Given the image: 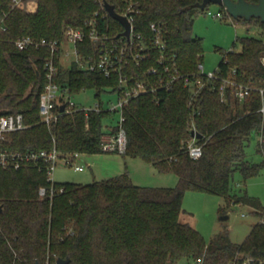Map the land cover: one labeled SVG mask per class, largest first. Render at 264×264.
Here are the masks:
<instances>
[{"label": "trees", "instance_id": "obj_1", "mask_svg": "<svg viewBox=\"0 0 264 264\" xmlns=\"http://www.w3.org/2000/svg\"><path fill=\"white\" fill-rule=\"evenodd\" d=\"M103 1L118 12L131 8L133 27L147 42L152 36L150 23L155 22L164 35L165 51L175 54L182 72L196 71L201 61L202 38L192 30L201 0H37L34 11L0 0V114L21 112L27 124L0 137V150L23 154L18 166L0 163V264H57L58 257H68L65 264H166L180 257L191 258L192 264H264V207L245 191L232 192L230 185L235 170L246 179L264 166V114L257 111L258 90L246 100L229 96L224 101L211 82L193 91L177 81L170 90L128 98L122 106L126 147L121 153L174 172L175 186L138 185L124 172L88 183L50 180L47 160L25 156L30 150L53 147L60 157L103 151V135L118 130V121L103 122L115 111L106 109L86 115L81 109L62 111L50 125L42 122L38 96L46 81L43 61L49 49L43 45L19 49L14 44L25 34L60 40L67 23L83 25L94 11H101ZM232 20L249 22L247 32L253 26L264 28L258 17ZM97 22L112 33L121 30L112 17ZM235 40L240 49L222 51L217 68L223 74L234 69L238 81L264 86V38L245 33ZM84 42L86 54L93 45ZM56 64V80L70 93L93 88L99 98L101 91H118L116 74L105 76L75 62ZM132 68L140 73L139 67ZM191 128L201 133L197 140L202 152L195 158L186 148ZM254 134L260 161L246 151ZM41 185L46 190L43 196L38 193ZM186 189L248 203L260 219L240 242L232 241L227 232L205 242L182 207Z\"/></svg>", "mask_w": 264, "mask_h": 264}, {"label": "built area", "instance_id": "obj_2", "mask_svg": "<svg viewBox=\"0 0 264 264\" xmlns=\"http://www.w3.org/2000/svg\"><path fill=\"white\" fill-rule=\"evenodd\" d=\"M21 1L12 0V3L19 4ZM221 7L226 15L233 18L223 4ZM128 10L131 8L128 7L123 12H119L125 15L130 23L127 36L120 33L123 30L120 22L121 30L118 33H112L99 27L97 18L111 17L102 3L101 11H94L95 15L87 18L83 25L77 26L67 23L60 40L50 37L36 38L26 34L20 35L14 40L15 46L19 49L30 45H43L49 49V55L43 61L46 81L38 96L39 117L42 122L50 125L62 111L70 112L81 109L86 115L90 110H119L118 130L115 133L103 135L102 148L107 151L123 152L126 147L125 131L121 125L123 104L129 97L139 93H157L161 90H170L177 81H181L183 85H190L193 91L211 82L212 86L218 88L220 99L224 101H227L229 96L246 100L251 96L253 90H258L260 104L257 111L264 114V86L257 87L238 81L233 75L234 69L228 74L221 73L217 67L213 70L204 71L201 61L196 64V71L182 72L176 64L175 54H169L165 51L166 42L160 27L155 22L150 23L152 36L147 42L140 32L135 31L132 23L133 15ZM97 15L99 16L97 17ZM213 15L220 17L222 11L219 9ZM85 40L93 45V50L86 54L83 52L81 44ZM61 56L69 57L70 63L75 62L83 69L96 71L105 76L116 74L118 79L117 103L110 107H104L99 101L88 106L76 104L70 98L72 93L68 91L67 86L61 85L56 80L58 72L56 61H60ZM150 61H152L151 64H149ZM261 63L264 67V54L261 56ZM133 65L140 68V73L134 71ZM61 106H63L62 110L60 109ZM26 125L21 112L0 114V137H4L9 131L24 128ZM186 148L189 155L195 158L200 156L202 152V143L197 140V137L192 136L187 141ZM79 154L80 152L75 151L69 156L60 157L55 147L25 152V156L28 158L35 160L39 156L49 162L46 173L50 180H53L51 174L60 158L65 163L73 164V159ZM22 157L23 154L20 151L0 150V163L3 166L10 164L18 166ZM74 168L81 170L83 165L75 164ZM60 190H62L61 187ZM45 191L44 186H39L38 193L40 196H43Z\"/></svg>", "mask_w": 264, "mask_h": 264}, {"label": "rangeland", "instance_id": "obj_3", "mask_svg": "<svg viewBox=\"0 0 264 264\" xmlns=\"http://www.w3.org/2000/svg\"><path fill=\"white\" fill-rule=\"evenodd\" d=\"M18 5L26 11H34L37 0H23ZM219 9L222 11V16H214L213 13ZM248 25L249 22L244 25L234 22L229 15H226L221 4L215 2H208L194 15L192 30L194 35L202 38L201 62L204 71L217 67L222 51L240 49L239 41L235 40L236 35L247 33L264 38V28L253 26L247 32L245 26ZM60 62L63 66L68 65L69 57L61 56ZM117 97L116 91H101L98 98L93 88L81 89L70 96L76 104L88 106L101 100L104 107L116 104ZM113 114V116L105 117L103 122L111 125L116 124L119 110H115ZM257 138L256 134L251 136L250 142L246 146L248 157L254 161H260L262 158L261 154L255 150ZM72 163H65L60 158L53 168L52 179L88 183L124 172L138 185L175 186L177 183V176L174 172L161 171L142 157L123 155L118 151L80 152ZM75 164L83 165V169H75ZM230 185L232 192L241 194L245 191L248 195L257 197L264 207V166L258 173L246 179L243 178L239 170H235ZM182 207L190 212L192 224L203 236L205 242L220 232H227L232 241L240 242L247 235L251 226L260 219V215L248 203L233 202L231 197L226 199L216 193L195 189L184 191ZM225 214L227 217L221 218ZM166 264H192V259L180 257L176 261Z\"/></svg>", "mask_w": 264, "mask_h": 264}, {"label": "water", "instance_id": "obj_4", "mask_svg": "<svg viewBox=\"0 0 264 264\" xmlns=\"http://www.w3.org/2000/svg\"><path fill=\"white\" fill-rule=\"evenodd\" d=\"M208 2L223 4L226 7L228 13L233 18L258 17L259 20L264 23V0H257L255 2H250L247 0H201L200 2H197L196 5L199 8L203 9ZM103 6L112 18L118 20L122 24L123 30L120 33L125 34L127 36L129 33L130 23L125 17V15H122L118 11H116L113 4L107 1H103ZM35 69L38 73L37 68ZM60 109L62 110L63 106H61ZM189 132L191 136H195L197 138L201 137V133L196 131L194 128H191ZM222 217H227V215H222L221 218ZM68 260V257H58L56 259V262L57 264H65L68 262Z\"/></svg>", "mask_w": 264, "mask_h": 264}]
</instances>
